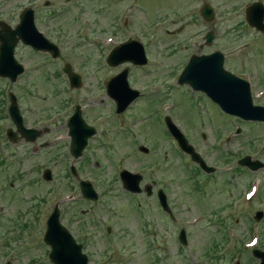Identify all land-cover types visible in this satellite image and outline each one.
<instances>
[{"label":"rangeland","instance_id":"obj_1","mask_svg":"<svg viewBox=\"0 0 264 264\" xmlns=\"http://www.w3.org/2000/svg\"><path fill=\"white\" fill-rule=\"evenodd\" d=\"M43 1L44 0H0V8L1 5L4 4L3 9H0V16H3V18L8 22L13 23L23 5H32L36 10V14L39 13L40 16L44 18L41 20V18H38L37 16V23L38 25L39 23L43 24L39 25V27L47 29V34H50L51 26L53 29L52 34L56 35V33H65V38H58L55 35H52L57 40H62V42H64L66 45V48L63 50L62 56L60 57V59H58L57 62L71 59L73 57L70 54H73L77 57L75 59V62L73 61V64H75V66L85 65L86 68H92L93 64L98 61L99 54L103 53L101 55L103 60L102 65L107 66L104 62L105 55L115 45H117L119 41L115 42L114 45L109 49L104 48V50H95L92 44L87 42L86 39H82L79 35L78 38H75L76 36L73 35V28L75 27L73 23L72 27L67 26L69 30L62 26V23L64 19L74 17V13H76L77 11L75 7H85V11L79 13L78 17H101L102 21H100V23L103 28L106 27L110 15L114 16L118 8H120L118 12L119 16L121 13H126L124 4L128 1L131 2L135 7L134 16L137 19V22L135 21L134 23L136 24L135 28L141 31V33L144 35L143 38H151L150 43L153 38L159 39L158 41L154 42L151 47L154 55L151 56V61L149 62V65L147 67V70L150 72V75H147V78H150L154 75H158L159 78H161L162 76L169 74L168 71H162L160 73V71H158L156 68H152L151 65L158 58L165 60L163 52L167 50L170 51L171 49L176 52L173 53L169 58H167L168 63L164 65L160 63V61H158L157 67L159 69L167 68L170 71L182 70L189 58L187 54H185V51L188 52L191 50L192 52H198L196 46L198 43H200L198 41L203 38L206 30L212 29L215 32V35H217L216 40L210 46H204L202 50L209 51L214 49L215 47L224 49L227 55L226 65L228 67H231L233 70L235 69L232 66L238 67V71L240 70V67L245 68L243 65L241 66V62H245L248 67V69L247 67L246 69L249 70L252 76L253 89L255 91H260V93L263 92V90H261L262 85L255 84L254 81L264 83V36L258 34L255 29L249 27L244 20V9L253 0H119V2L112 3H110L108 0H105L106 4L100 2L99 0H70V2L66 4L65 7L62 6L64 0H49L50 3L48 7L43 6ZM203 1H207L208 3H210L215 11V18L211 22L204 21L198 13L199 7ZM261 1L264 3V0ZM131 3L129 4V7L131 6ZM53 8L62 11V14L58 15L57 17L53 16L50 12ZM47 9L49 10V14L46 13ZM99 10L100 12L102 11L101 14ZM87 11L89 14H87ZM59 19H61V21ZM125 19H129V16L126 15L121 18L122 25L125 22ZM154 21H159L163 26L154 27L152 24H148ZM56 23L59 24L57 25ZM180 25H182V28L179 30V32L172 31V29H176ZM152 26L154 27V29ZM166 26L169 30L167 33H164L165 36H162L161 38L159 35L162 34V31ZM62 28H64V31H62ZM119 33L120 35H118ZM126 33L127 32L125 30H120L119 32H115V35L116 37H119L124 36ZM107 34L109 33L107 32ZM107 34L104 33V35ZM192 41L196 42L191 44ZM241 41H245L247 43V48L243 50L244 53H242V51H236V49H234L233 47L235 44ZM184 43H186L187 46H184ZM145 48L146 52L150 55V52L148 51L146 45ZM177 48H180V50H177ZM160 50L161 54L159 56L157 55V51ZM81 51L82 53H80ZM41 55V57L37 58V55L28 53L27 49L20 48L19 50H17L16 57L22 62L27 63V67H29L27 70L29 72H26L25 76L30 73L31 77L36 79L38 83L40 77V84L38 85V90L36 91L40 93V96L46 95L48 97L47 100L51 101L50 103L52 104L53 108H56V96L52 95L53 86L46 85L47 79L45 80V77L41 74L42 72H45L44 65L38 64L40 61L48 59V57L43 53H41ZM83 55H85L84 59ZM57 62L49 65L46 64L45 67H48L49 69V67L56 66L58 64ZM53 70L54 69H50L51 72H49L53 73ZM92 78L93 77H89L90 80ZM3 82H1L0 84L1 88L3 86ZM169 86L172 87L171 97L177 105V108L174 104L173 108L169 110L172 111L173 109H176V120L183 123L188 128L189 132L187 131V134L185 135L186 138L191 139V132L195 133L196 131L208 130L212 125L215 127L219 123H222L223 121H227L229 119L230 116L220 111L216 104H214L200 92L192 90L188 85H177L176 81L174 80L169 84ZM64 88L65 91L68 92V89H66L67 86H65ZM83 90L84 89H81L80 92H82ZM86 91L89 93L88 90ZM92 91L93 92L90 93L92 96L98 95L97 89H93ZM160 91L161 90L158 89L157 91H154L151 94L147 95L146 98L143 99L145 101L141 103L140 100L136 101V104H139V109H142L141 112H143L144 114L142 115L141 112H138L136 114V117H146L148 119L146 121H148L147 128L149 132H147L146 130V125L142 126V130L140 128V132H142L144 137L143 141L147 142L148 140V142H150L152 145L158 146L159 151H155L154 149L151 154L152 161L159 159L165 169L168 170L169 176L171 178V186L169 190V193L171 194L170 197H175L176 201L180 202V204H185L184 206H180V212H177L178 215L182 218V222L187 218L195 221L194 215L202 213L200 211L209 210V216L207 217L204 215L205 217L203 216L198 222L191 226H188L189 242L187 247L182 248L177 241L176 232L171 231V228H174L175 231L178 230V225L180 224L179 221H177V225L175 223L173 224L172 222L169 223V230L167 229L166 232L159 234L160 236H152V238L158 240L157 243H154L152 247L149 244V242H151L150 238L143 235L142 233L134 235L120 234L117 238V244L120 245L121 248H123L124 246H126L127 248L129 246L131 251L135 252V254H148L154 259V263L156 264H210L211 260H209L207 257L208 255L215 253L212 249L213 243L219 242V240L223 236L222 229H224L226 225H232L233 223L235 224L236 220L238 222L234 225L235 233L237 235H240L241 238H249L250 240L256 234V232L253 230L255 228L258 232L257 234L260 237V240L264 239V219L258 222L260 223L258 226L252 224L251 227V218L253 215V211L257 208H261L264 210V171H261L260 169L257 170V172L248 171V169L244 167L243 169H240V166L238 168L236 167V170H233L234 167L237 166L235 162L236 158L240 157L244 153H248L252 155V157H257L264 160V130H258L262 129V125L257 123H249L252 129H255L252 130L250 126L246 125V123L237 124L236 119L232 120L233 128L235 127V125H239L242 128V133L238 136V138L227 141L226 145L222 148L225 149L222 152H225L224 155H226V152H232V154L229 153L232 156V166L221 179L216 177V181L207 180L206 182H204L206 184V188L203 193H210V195H203L201 198H199L194 191V188L196 187L194 185V182L192 181V179H188L187 177L188 173L186 172V164L188 162H186V157L184 155L182 159H178L176 157L175 153H177V151H175L174 142L171 139V136L167 133L162 122L163 114H161L157 110V106L161 102V99H163V101H166L164 99L165 96L162 97ZM65 96L66 93H60L59 95H57L59 99ZM45 101H41V103H46ZM99 101H106L105 95H101ZM256 102H264V95L260 99H257ZM213 131L215 132L216 128H213ZM147 133L149 134L151 141L150 139H148L149 136ZM196 140L199 141L198 136ZM250 141L253 142L252 146L248 145ZM242 142L248 145L245 150L240 149L238 146L239 143ZM213 143L214 139L212 138L200 143L196 142V149H204V147L209 148ZM164 148H166L168 152L161 153L162 149ZM128 152L129 151H126V153ZM217 154L218 153L213 149L208 150V152L206 151L205 158L207 162L216 164V166H221L220 158L218 160L216 158ZM233 154H235V156H233ZM117 155L118 153H115V158L117 157ZM145 161L146 159L128 156L121 162H123L130 168H134ZM182 161L184 164L182 163ZM30 171L33 173V170ZM58 171L60 172V170ZM97 171L98 173L100 172L99 170ZM110 171L111 170L108 167L107 170H105L103 174L100 175V178L102 176H111ZM85 173H87L85 175H91V173L96 174L94 170L91 173L88 171H86ZM253 175L258 176V179H260V183L258 185V192L255 193L256 195L254 194L251 197V204L253 205H249L248 215L245 216V213L242 211V199L240 197V194L248 186L250 180L252 184L256 183L257 179H251ZM95 177L96 187L101 189L104 184L102 180H99V177ZM224 179H226L227 183L222 184V181ZM98 182H101V184H98L97 186ZM73 187L74 186L70 182H68L65 186L62 185V181H57L54 184H51L49 182H40L33 185L26 184L23 191H20V194L24 195V199L21 198V196V201L17 205L19 211V223H22L25 220L29 221L31 217H33L35 213L34 203L36 202L38 203L37 209L38 207L40 208V211L38 210L39 214L37 216L41 220L40 213L43 212L46 206L45 203L42 202L45 200L47 202V200L50 197L52 198L53 196L58 197L59 193L63 194L65 192H68L69 189ZM54 188L57 189L56 193ZM0 195L2 200L3 192H1ZM121 198L123 199L124 196L121 195ZM179 198L181 199L179 200ZM78 202L79 201L74 202V204H77ZM228 203H230L231 206H229ZM69 204L72 205L71 203ZM224 205L225 207L220 211L221 217H218V213L215 212V210ZM1 209L2 213L6 215L7 212L3 204L1 206ZM222 217H225V219H223ZM3 220L4 217L0 212V245H2L4 248H6L4 245H11V247H9V250L10 252H14L15 254L14 264H49V262L47 261V247H45V244L43 243V245L34 246L39 244L41 240L40 231L36 226H33V228L31 229V233H21L19 229V233L14 234L8 231H15L20 227H7V224L2 228L4 223ZM38 222L40 223L39 220ZM250 227L252 228L251 237L249 236ZM229 235L231 237L233 235V238H230L231 240H229V244L235 243L238 237H236L234 233L232 235ZM160 237H163V239L160 240ZM248 242L247 244H249ZM88 245L91 251H98L99 248L107 245V242L102 233H95L94 238H92L90 244ZM30 246L34 247L28 250ZM239 246L242 247L240 244ZM145 248H151L150 252H146L144 250ZM1 251H3V248L2 250L0 249V252ZM220 251L221 255L227 256V250L223 251L222 248H219L216 253ZM244 252L240 255L235 252L234 255L235 257L242 259V264H255L257 260L256 258L251 256L250 249H245ZM226 256L224 257L225 261L227 260ZM42 259H44V261L40 262V260ZM144 260V257L139 258L135 256L132 260V264H140Z\"/></svg>","mask_w":264,"mask_h":264},{"label":"water","instance_id":"obj_2","mask_svg":"<svg viewBox=\"0 0 264 264\" xmlns=\"http://www.w3.org/2000/svg\"><path fill=\"white\" fill-rule=\"evenodd\" d=\"M259 4L254 3L248 10H247V19L251 25H255L257 28L264 29V26L262 24V12L259 11ZM208 12V7H204V14L206 15ZM257 13L259 15H257ZM29 16L31 18V14L29 11L25 12L22 16V18ZM24 30L23 32L27 34V32L30 30L29 21L24 22L23 24ZM7 45V44H6ZM220 63L221 58H218V61L216 59H210L208 61V70L205 72V75L202 78L203 86H206V89L213 94L214 96L224 99L221 101V106H223L226 110L231 112L240 113L243 116L247 118H256V115H254L253 110L251 107H248V95H247V102H242L244 99L243 95H239L236 88H231L230 93L228 91H223L221 89L217 88V82L218 80L214 76V72L221 73L220 70ZM195 65V62L191 61L188 66L192 67ZM246 98V96H245ZM242 99V100H241ZM85 189V187H83ZM86 190V189H85ZM59 234H56L51 228L48 227L45 240L52 246L51 251V258L55 260L57 264H85L84 260H77L73 258L68 252L66 253L65 246L58 240ZM71 242L69 241L68 245ZM258 256L261 258L260 264H264V252H258Z\"/></svg>","mask_w":264,"mask_h":264},{"label":"flooded vegetation","instance_id":"obj_3","mask_svg":"<svg viewBox=\"0 0 264 264\" xmlns=\"http://www.w3.org/2000/svg\"><path fill=\"white\" fill-rule=\"evenodd\" d=\"M129 75V72H128ZM26 85H33V83H26ZM25 83H20V94L21 91L24 89ZM7 101V99H6ZM7 103V102H6ZM2 106V105H1ZM2 111L7 112V105H5L4 108H1ZM73 107L70 109V112L66 114L65 118L60 121L59 124H54L52 123L50 125L51 130L52 129H60L62 130L63 135L66 138V146L69 147L70 145V137H69V131H70V126L68 125L67 121L70 118V115H72ZM23 122L25 123V118H27V115L30 117H33V120L29 122L28 125L31 124H38L39 116L38 115H32L26 112V110H23ZM81 116L82 118L89 123L90 125H93L94 128L96 129V134L100 133V125L103 124L102 120H100L99 113L97 112V109L94 107V104L91 105H85L81 108ZM117 118V117H116ZM110 122V120H108ZM117 120L112 121V127H115ZM9 128V120H8V115L5 113H2L0 115V150L3 154V152L6 150V156L5 159L2 158L1 166L3 167V172H4V177L6 176V171L8 169L7 163H5L4 160L8 161H15L16 159H20L21 154L25 152V150L28 148V146H31V143H28L25 141L24 137L22 135H17L16 140L13 142L9 141V138L7 137V132ZM71 128L73 130H80V131H86L85 127L79 123V121H74L71 123ZM51 130H49L47 133H42L41 137H50L51 136ZM45 139H42L44 141ZM103 144H101L102 146ZM24 158H22L23 160ZM150 182L153 181V179H149ZM9 199V198H8Z\"/></svg>","mask_w":264,"mask_h":264}]
</instances>
